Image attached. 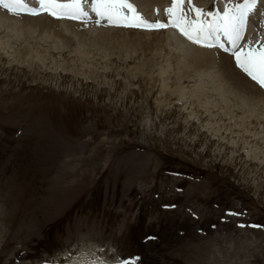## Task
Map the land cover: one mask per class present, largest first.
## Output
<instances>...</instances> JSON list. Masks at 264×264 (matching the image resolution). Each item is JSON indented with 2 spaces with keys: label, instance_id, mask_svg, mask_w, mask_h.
<instances>
[{
  "label": "rangeland",
  "instance_id": "374dc122",
  "mask_svg": "<svg viewBox=\"0 0 264 264\" xmlns=\"http://www.w3.org/2000/svg\"><path fill=\"white\" fill-rule=\"evenodd\" d=\"M0 11V264H264V96L102 36L131 27Z\"/></svg>",
  "mask_w": 264,
  "mask_h": 264
},
{
  "label": "snow or ice",
  "instance_id": "6c2138e0",
  "mask_svg": "<svg viewBox=\"0 0 264 264\" xmlns=\"http://www.w3.org/2000/svg\"><path fill=\"white\" fill-rule=\"evenodd\" d=\"M229 5L222 12L205 13L203 9L193 6L196 18H189L184 5L192 0H171V5L164 9L171 25L189 41L203 47L219 46L230 52L235 66L264 91V35L256 41H245L248 19L257 10L260 0H228ZM35 7L29 6L27 0H0V7L13 15L22 13L40 15L46 13L56 19L91 20L92 14L98 17L97 23L107 20L114 26L159 30L169 27L159 20L150 21L137 11L132 0H36ZM213 16L212 21L201 20L200 16ZM264 27V21H261ZM227 40V47L224 43ZM243 41V43H241ZM124 264H128L127 261ZM134 264V262H133Z\"/></svg>",
  "mask_w": 264,
  "mask_h": 264
},
{
  "label": "bare ground",
  "instance_id": "6f19581e",
  "mask_svg": "<svg viewBox=\"0 0 264 264\" xmlns=\"http://www.w3.org/2000/svg\"><path fill=\"white\" fill-rule=\"evenodd\" d=\"M135 1L140 3V4H138L139 7L144 6L146 8V6L152 5V2H154V1L160 2L162 0H138V1L135 0ZM135 1H134V3H136ZM167 1H169V0H167ZM211 1L212 0H210V3H211ZM214 2L216 3L215 9L219 10V11H223L225 9L226 5L231 6V5H229L228 0H215ZM235 2H242V0H235ZM31 3H32V1H31ZM210 3L209 4L207 3L206 4L207 6H205V7L206 8L209 7ZM262 4H263V7L260 6ZM257 8H259V12L256 10L255 13L250 14L249 19H248V25L249 24L250 25L247 28H250L252 31H254L253 29L256 28L255 26H254V28L252 26V24H254V22H255V18L260 16V15L262 17L264 16V14L261 13L264 9V0H260V3L257 5ZM0 14H2L6 18V14L2 13L1 11H0ZM43 14L48 15L46 13H43ZM21 16H23V13ZM37 16H39V15H37ZM6 19L12 20V18H10V16H9V18H6ZM59 21H56V20L52 21L46 16L42 17V15H41V18H33L30 15H28L27 17L23 18L22 21H19V23H17V21H16L15 25L20 26L21 29L33 27V28H39L43 31H50V32H52V34L56 38L60 39V41L65 40L66 44L71 41L70 37L72 36V34L70 32L77 34V35L91 34L92 33V31H90L89 26L85 27V26H81V25L73 24V23L67 25L66 21H68V20H66V18L61 19ZM130 30H132V29H130ZM255 30H257V29H255ZM263 31H264V27L261 26L260 32H262V34H263ZM120 32L122 33V31H119V32L106 31V32H104V34L102 36L107 39V42L109 39L111 40V38H113V39L115 38V40L113 41L115 43L112 42V45L113 44L115 45L114 47H116V45H119V43L121 41L126 40V46L128 48L138 49V50H140V52L144 51L145 49H148L149 46L154 44L156 46V49H158V47H159L158 50H161L160 47L165 45V47H167V49H168L167 51L172 53L170 51L171 47L169 46V44L170 45L172 44L173 46L179 48L180 52L183 54V55L179 56V57H181V59H178V60H180V63L187 62L189 68L191 67L192 69H194V71H199L197 73V75H199V73H201V78L203 76H205V77L211 76L213 81L214 80L217 81L220 78H224V79H226V81H228L230 83V85H233L234 88L239 89L240 91H242L243 89L246 90L244 85L241 84V83H244L247 86V88L249 87L251 89V91L254 93L253 95H255V97L257 99L261 100L260 97L264 96V93L261 92V89H259L253 82H251V81L248 82L243 77L244 75L243 74L241 75L238 72V70L234 67V65L232 63L231 58L226 56V55H222L223 58L222 57L217 58L218 60L215 62L214 59L212 58V54H214L215 51H210V52L200 51L197 48H194L193 46L188 45L186 43L188 41H186V40H185L186 42L183 41L180 36H178L176 33H172V32L168 33V34L166 33V35H164V36H155L151 31H145V32H140V31L134 32V30L128 31V32L124 31L125 35L121 34ZM162 33H164V32H161V34ZM248 33H249V30L247 29V31L245 32L246 38L249 37V36L247 37ZM152 35H154V36H152ZM258 36L260 37L261 34H259ZM249 40H251V39L249 38ZM124 42L125 41H123V43ZM166 42H167V45H166ZM126 46H125V48H126ZM118 47H120V46H118ZM121 47L124 48L123 44ZM118 50H120V49H118ZM153 50H154V46H153ZM147 52H148V50H147ZM205 53H207V54H205ZM201 57H205V59L202 58L203 60L198 61ZM203 62H205V64H204L205 66H202ZM199 63L201 65H199ZM219 84H221V83H219ZM202 85H203V83L200 84V87H202ZM251 97H254V96L251 95ZM260 111L264 115V109L261 108ZM208 218H210V217H208Z\"/></svg>",
  "mask_w": 264,
  "mask_h": 264
}]
</instances>
